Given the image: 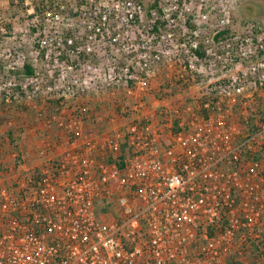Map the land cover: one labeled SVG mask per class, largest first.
<instances>
[{
  "label": "built area",
  "instance_id": "1",
  "mask_svg": "<svg viewBox=\"0 0 264 264\" xmlns=\"http://www.w3.org/2000/svg\"><path fill=\"white\" fill-rule=\"evenodd\" d=\"M147 1H158L167 37L152 49L150 24L139 30L149 38L141 47V62L136 61L144 76H135L130 60L119 62L117 56L107 63L108 76L90 65L95 43L130 50L132 23L137 15L144 19V6L136 0H88L77 25L82 26H71L69 39L72 44L86 36L88 57L74 63L71 51L66 65L55 58L64 72L57 80L72 96L88 93L100 80L137 98L139 90L149 91V79L166 57L163 44L179 32L184 38L178 45L189 58L180 66L189 75H181L176 85H202L201 92L190 102H159L153 110L142 96L136 115L125 112L126 125L111 138L84 136L82 114L88 107L70 123L60 118L59 126L70 134L60 158L47 155L36 169L0 176V264H226L229 254H244L242 245L259 244L264 123L254 105L264 91V26L231 38L218 39V30L208 40L217 48H202L194 38L199 32L194 15L183 18L181 29L176 25L196 0ZM24 6L35 14L33 0H24ZM101 13L102 23H95ZM197 13L207 22L208 14ZM152 15L153 23L158 13ZM229 17L222 23L229 24ZM118 20L122 24L115 25ZM38 32L37 57L47 49L51 62L49 32L44 37ZM18 59L12 67H23L26 57ZM81 61L93 76L74 77ZM38 80L45 78L37 69L23 85L26 89ZM54 85L47 87L48 94ZM101 205L110 209L100 211Z\"/></svg>",
  "mask_w": 264,
  "mask_h": 264
},
{
  "label": "rangeland",
  "instance_id": "2",
  "mask_svg": "<svg viewBox=\"0 0 264 264\" xmlns=\"http://www.w3.org/2000/svg\"><path fill=\"white\" fill-rule=\"evenodd\" d=\"M67 2L70 6H73L77 3V0H67ZM168 2L170 5L171 1L168 0ZM187 6L191 8V12L184 11L183 14L185 15L176 21L177 28L181 29V24H184V17L188 18V16L194 15L195 21L194 19L192 21L197 24V29H199L194 38L203 46L202 48H213L214 50L217 48L215 43L208 42V40L218 30L222 31L224 36L231 38L234 35L244 36L252 29L250 27L258 29L259 26H264V0H196ZM197 12L208 14L207 22L199 18ZM0 13H2L5 22H8L12 17L19 19L16 24V34L0 42L1 52L9 63L6 70L8 71L12 66H16L19 60L18 56H25L26 59H39L40 56L37 57L36 50L40 34L39 32L32 33L31 28L38 20L27 19L18 8H10L8 0L0 1ZM226 15L230 16V23L227 25L222 23ZM26 16H31L28 11ZM72 18L67 23L69 28L71 26L72 28H80L82 25L77 26L79 24L78 19ZM113 23L115 25L122 24L120 20ZM53 26V24H50L46 31L53 30ZM177 34L174 41L169 39L163 44V50H167L166 57L155 67L154 74L149 79V91L139 90L136 95L137 98L128 96L123 86L110 89L100 80H97V83L93 84L86 94L69 95L65 91L66 88L62 84L63 82L57 80L64 75L60 63L49 62L47 58L46 60L39 59L36 68L45 80L31 83V86L34 85L33 89L35 91L34 93H28V97L25 99L15 96L7 98L6 110L2 115L0 114V176L3 173L14 174L36 169L43 164L47 155L52 158H60L68 147L67 142L70 134L59 126L58 120L63 118L64 121L70 123V120L72 121L76 118V115L80 114L82 108L88 107L89 109L86 115H84L85 113L82 114L84 136L91 134L100 138H111L116 131L123 130L130 115H136L134 109L141 103L142 96L147 102L148 110L156 108L159 102L168 106L178 104L180 101L190 102L194 96L201 92L202 85H176L181 75H189L183 74L180 66L185 65L189 58L184 49L181 50L182 47L178 45V42L184 37L179 32ZM142 39L149 43L148 37ZM103 44V42H100L98 46L95 43L96 57L90 63L95 69L97 68L100 75L108 76L106 71L107 62L112 56H117L121 62L130 60V62H127L134 67L135 76H144V71L136 64L137 60L141 62L144 49L141 48L142 46L138 47L139 45L135 44L134 36L131 41L129 40L130 47L128 48L130 50L125 52L119 48L121 45L110 49L109 44L104 46ZM91 45L93 46L94 43H91ZM14 48L17 50V60H13L10 56V49ZM48 62L49 64H47ZM86 63L81 61L74 74L75 76L73 74L70 76L84 77L86 72H89L88 76H93ZM16 68L22 69L21 66ZM80 68H84L85 71H81ZM49 71H51L52 76H50ZM16 82L19 84L25 83L26 78L23 75H18L7 80L1 73L0 103H3V91L9 89ZM49 85L54 86L51 87L52 90L48 94L47 87ZM134 87H136V84ZM94 88H97V91ZM6 92L8 93V91ZM49 100H55L56 102L53 109L57 111L55 117H50V112L46 107ZM255 100L254 107L257 110V115L264 123V91L259 92ZM127 111H129V117L123 115ZM255 119L256 117L253 120ZM10 131L14 133L15 142L11 141L7 135ZM238 248L239 244L231 247L232 250ZM255 258L253 259L255 262L260 260L258 253Z\"/></svg>",
  "mask_w": 264,
  "mask_h": 264
},
{
  "label": "trees",
  "instance_id": "3",
  "mask_svg": "<svg viewBox=\"0 0 264 264\" xmlns=\"http://www.w3.org/2000/svg\"><path fill=\"white\" fill-rule=\"evenodd\" d=\"M1 1V0H0ZM34 6H35V14L31 16H26L27 14V8L24 6V0H8V5L10 8H18V10L27 17V19H34V17L39 16V21L32 26V33H37L39 30L41 31V36L44 37V31L49 27V25L53 24L54 29L49 32V37L51 39L52 46L54 49H52V53L50 54L51 62L54 63L55 58H57L62 64L66 65L69 63L71 58L68 56L69 52H73L75 58L73 59L74 63H77L79 60L86 59L87 52V38L86 36L82 37V39L74 38L72 44H69V39L73 34V29L69 28L67 26L68 21H71L74 17L79 22V18L82 15V11L84 7L88 4V0H77V3L73 6H70L67 2V0H33ZM139 2L142 6H144V19H140V15L136 16L135 22L133 21V30L132 35L135 37V44L140 46H143L146 41L143 40L142 34L139 33V30L144 28L148 23V29H149V37L151 39V43L149 44L152 49H157L161 43H163L164 39L167 37L166 32V22L160 19V16L162 15V9L159 6L158 1L155 2H148L147 0H136ZM153 12L158 13V17L155 20V22H151L153 20ZM59 16L61 21L57 22L55 20V17ZM22 18V15L20 16ZM103 18V14H99L98 18L96 19L95 23H102L101 20ZM19 19L12 17L8 22H5L2 16V13H0V42L4 41L7 37H12L16 34V24ZM96 25V24H95ZM189 29H193L192 26H188ZM103 32H105V29H102ZM143 30V29H142ZM95 32V30L93 31ZM116 31L114 32V35L116 37ZM224 37V34L221 33L217 35V38ZM39 48V45L37 46ZM19 51V50H18ZM47 50L42 49L40 51V58L42 60H46ZM10 56H12L13 60H17V50L10 49ZM19 57V56H18ZM38 58L31 59L28 58L25 60L24 65L22 69L12 67L9 68L8 71L6 68L8 67V61H6L5 56L2 54L0 49V76L1 73L3 74V77L7 80L10 79L12 76L16 77L18 75H23L26 79H31L35 76V72L37 70L36 63H38ZM121 62V61H119ZM107 63H110V60H108ZM130 85H132L133 81L129 82ZM24 83H14L9 89L3 91V103H0V114L2 115L3 112L6 110V100L7 98H13L15 97H21L23 99L28 97V93L33 92L32 86H27L25 89ZM8 91V93L6 92ZM58 101V100H56ZM54 103L55 100H49L48 105L46 106L49 110L50 117H55V114H57V111H54ZM252 121V119H251ZM9 139L13 142H15L14 139V133L12 131L7 133ZM18 149V147H17ZM123 155V151L121 153V156ZM110 207L106 205L100 206V211H107ZM242 249H244V254L242 256L238 255L237 253H232L227 256L226 264H264V234L259 241V244H252L249 247H247L246 244L242 245ZM258 253L259 259L257 262L253 261L255 258V255Z\"/></svg>",
  "mask_w": 264,
  "mask_h": 264
}]
</instances>
